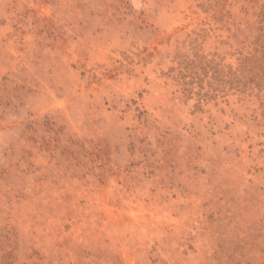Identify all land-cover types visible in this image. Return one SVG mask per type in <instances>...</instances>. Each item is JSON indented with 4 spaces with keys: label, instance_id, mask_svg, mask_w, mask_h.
I'll list each match as a JSON object with an SVG mask.
<instances>
[{
    "label": "rangeland",
    "instance_id": "1",
    "mask_svg": "<svg viewBox=\"0 0 264 264\" xmlns=\"http://www.w3.org/2000/svg\"><path fill=\"white\" fill-rule=\"evenodd\" d=\"M0 264H264V0H0Z\"/></svg>",
    "mask_w": 264,
    "mask_h": 264
}]
</instances>
